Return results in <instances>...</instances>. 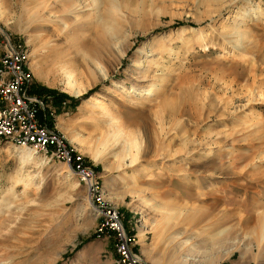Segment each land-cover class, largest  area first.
<instances>
[{
  "label": "rangeland",
  "instance_id": "1",
  "mask_svg": "<svg viewBox=\"0 0 264 264\" xmlns=\"http://www.w3.org/2000/svg\"><path fill=\"white\" fill-rule=\"evenodd\" d=\"M1 1L93 178L1 143L0 264H114L107 211L146 264H264V0Z\"/></svg>",
  "mask_w": 264,
  "mask_h": 264
},
{
  "label": "built area",
  "instance_id": "2",
  "mask_svg": "<svg viewBox=\"0 0 264 264\" xmlns=\"http://www.w3.org/2000/svg\"><path fill=\"white\" fill-rule=\"evenodd\" d=\"M29 51L25 43L5 38L0 50V144L29 148L47 160L60 161L78 183L89 186L91 172L73 162L69 150L55 129L56 116L48 102L29 90ZM102 227L114 233V264H146L132 251L131 239L121 223L108 212ZM110 215V216H109Z\"/></svg>",
  "mask_w": 264,
  "mask_h": 264
},
{
  "label": "bare ground",
  "instance_id": "3",
  "mask_svg": "<svg viewBox=\"0 0 264 264\" xmlns=\"http://www.w3.org/2000/svg\"><path fill=\"white\" fill-rule=\"evenodd\" d=\"M1 4H2V1L0 0V6H1ZM199 37H201V36H199ZM64 86H65V92L68 93L69 95L73 96V97H79L83 93V90L79 86H77L75 83H73L72 81L68 80ZM2 149L5 150L4 148H2ZM11 152L21 162H26V163H28L30 160H32L33 154H34L29 148H22V149H19L16 151H11Z\"/></svg>",
  "mask_w": 264,
  "mask_h": 264
},
{
  "label": "trees",
  "instance_id": "4",
  "mask_svg": "<svg viewBox=\"0 0 264 264\" xmlns=\"http://www.w3.org/2000/svg\"><path fill=\"white\" fill-rule=\"evenodd\" d=\"M54 99L56 100V101H54V103H57V102H59L60 100L67 99V97H66V96H62V95H59V96H57L56 98L54 97ZM69 100H70V99H69Z\"/></svg>",
  "mask_w": 264,
  "mask_h": 264
}]
</instances>
